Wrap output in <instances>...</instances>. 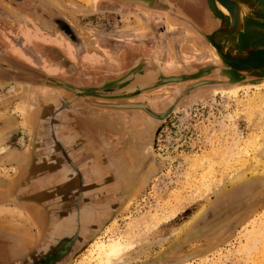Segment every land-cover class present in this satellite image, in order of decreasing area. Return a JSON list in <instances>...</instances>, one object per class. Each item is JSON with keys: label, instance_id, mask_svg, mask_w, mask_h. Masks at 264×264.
Segmentation results:
<instances>
[{"label": "rangeland", "instance_id": "374dc122", "mask_svg": "<svg viewBox=\"0 0 264 264\" xmlns=\"http://www.w3.org/2000/svg\"><path fill=\"white\" fill-rule=\"evenodd\" d=\"M51 1L0 0L3 53H15L18 47V53L24 54L23 46L29 45L40 67L37 71L47 76L59 71L46 69L44 59L54 63L62 54L73 63L74 45L81 46L86 56L98 53L96 58L102 59L98 65L112 49L118 55L134 47L136 60L156 59L158 64L165 54L162 65L169 66V47L164 50L154 38L155 32H163V17L151 12L146 26L142 19L149 12L140 8V0L122 1L124 12L112 6L96 7L97 0ZM171 20L167 17L166 23L174 27L176 22ZM200 42L208 62L213 60L205 42ZM179 46L186 60L205 64L188 54L193 53L190 48L181 42ZM91 72L104 74L98 67ZM181 85L165 84L144 92L142 100L155 107L161 103L168 111L159 119L150 147H145L144 174L105 228L65 264H98L92 256L95 241L136 243L143 234L149 243L133 244L129 261L112 264H144L155 259H184L180 264H264V133L260 123L264 106L249 108L258 94H264V86L225 92L206 84L182 95ZM42 92L45 88H25L19 81L0 82V236L26 242V229L33 237L38 228L30 207L15 194L25 178L22 165L34 140L32 118L40 114L33 95ZM256 137L260 140L253 142ZM22 225L25 232L15 227ZM18 249L12 247L11 252L18 253Z\"/></svg>", "mask_w": 264, "mask_h": 264}, {"label": "flooded vegetation", "instance_id": "af4514ba", "mask_svg": "<svg viewBox=\"0 0 264 264\" xmlns=\"http://www.w3.org/2000/svg\"><path fill=\"white\" fill-rule=\"evenodd\" d=\"M122 1L125 0H97L96 7L112 6L124 12ZM175 7L195 22L202 23L204 0H158L152 7L140 5L149 12L144 16L146 21L142 19L146 24L150 23L151 12L163 17L160 23L163 32H155L154 38L161 41L164 50L169 47L171 60L166 68L162 65L165 54L160 55L158 64L156 59L136 60L134 47L118 55L112 49V55L103 59L100 66L98 61L102 59L96 58L98 53L94 57L86 56L81 46L74 45L73 63L62 54L54 63L44 59L46 69L59 71L50 77L61 84L41 85L32 79V73L39 74L40 67L33 61L29 45L23 46L24 54L18 53V47L13 50L18 55L0 50V82L14 80L23 83L25 88H45L41 95H33V103L40 114L32 118L34 140L22 165L21 173L25 178L15 194L19 202L30 207L38 231L31 234L33 242L0 236V264H65L92 236L105 228L139 183L146 167L142 159L147 152L145 147H150L161 114L167 111L161 103L155 107L141 97L158 86L130 97L110 91L98 96L86 95L84 91L100 87L111 89L112 81L133 71L151 77L180 76L207 64L202 39L194 35L195 29L188 21L173 14ZM167 17L178 21L174 27L169 25V28ZM68 36L76 42L74 34ZM180 42L193 51L188 54L196 56V61H206L205 64L186 60L184 50L178 47ZM95 67L102 69L104 74H92ZM176 84H182L180 92L184 95L193 81ZM85 106H88L87 114L81 112ZM82 117L86 130L80 125ZM15 246L21 248L18 253L11 252Z\"/></svg>", "mask_w": 264, "mask_h": 264}, {"label": "water", "instance_id": "95a60500", "mask_svg": "<svg viewBox=\"0 0 264 264\" xmlns=\"http://www.w3.org/2000/svg\"><path fill=\"white\" fill-rule=\"evenodd\" d=\"M201 22H195L179 7L172 11L188 21L195 36L202 39L213 60L180 76H148L135 71L112 81L111 89H85L86 95L122 93L130 97L144 89L162 84L193 81L191 87L211 84L215 90L251 87L264 82V0H204ZM152 7L158 0H140ZM31 78V77H30ZM33 82L41 85L61 84L46 74L32 73ZM104 97V96H103ZM113 98V97H109ZM108 99V97H107ZM146 109V108H145ZM147 110V109H146ZM168 111L161 114L163 117ZM184 259L152 260L144 264H180Z\"/></svg>", "mask_w": 264, "mask_h": 264}, {"label": "bare ground", "instance_id": "6f19581e", "mask_svg": "<svg viewBox=\"0 0 264 264\" xmlns=\"http://www.w3.org/2000/svg\"><path fill=\"white\" fill-rule=\"evenodd\" d=\"M51 2L53 3H58V0H52ZM173 20V19H172ZM171 20V21H172ZM174 21V20H173ZM145 22V21H144ZM170 22V21H169ZM178 21H176L177 23ZM172 24V23H170ZM145 25H146V22H145ZM147 26V25H146ZM145 26V27H146ZM195 34V33H194ZM208 47V46H207ZM209 51V50H208ZM213 58V57H212ZM264 86V82L262 84H258V85H255V86H251V87H244V88H233V89H229V90H224L225 92L227 91H230V92H237V91H240V90H245V89H260L261 87ZM261 91V90H260ZM259 93V92H258ZM240 105V104H239ZM249 108L250 109H260V107H263L264 106V94H258V97H256L253 101H251L249 103ZM262 123V127H261V130L262 132L264 133V119H263V122H260ZM261 132V133H262ZM262 133V134H263ZM256 135V134H255ZM263 139H264V135L262 136ZM255 138V137H254ZM257 139H254L252 140L253 142L257 140H260V138L258 139V137H256ZM255 142V143H256ZM252 143V142H250ZM137 144V143H135ZM261 144V143H260ZM255 145V144H254ZM253 145V146H254ZM136 146V145H135ZM251 146V144H250ZM264 146V145H263ZM74 147V146H73ZM261 147V146H260ZM263 148V147H262ZM73 149V148H72ZM235 149V148H234ZM260 149V148H259ZM261 150V149H260ZM3 151V150H2ZM236 152V151H235ZM238 154V153H237ZM235 155V154H234ZM240 155V154H239ZM264 155V154H263ZM237 156V155H236ZM235 156V157H236ZM230 157V156H229ZM235 160V158H234ZM242 163V162H241ZM254 163H255V160H254ZM253 168L251 167L250 169V172L252 175L255 174V169L252 170ZM242 170V169H241ZM249 171V170H248ZM239 173V172H238ZM244 174V173H243ZM250 174V173H249ZM246 176V175H245ZM244 178V177H242ZM238 179V178H237ZM241 179V177H240ZM242 180V179H241ZM232 182H235V181H232ZM237 182V181H236ZM148 217V216H147ZM145 218V217H144ZM143 218V222L145 221ZM148 219V218H146ZM140 220V219H138ZM137 220V221H138ZM141 221V220H140ZM147 221V220H146ZM149 221V220H148ZM137 223V222H136ZM148 223V222H146ZM138 224V223H137ZM143 224V223H142ZM150 224V223H149ZM17 225V224H16ZM134 225V224H133ZM141 225V224H140ZM147 225V224H146ZM14 226V225H13ZM21 226V225H20ZM135 226V225H134ZM137 226V225H136ZM136 226L134 228H136ZM149 226V225H148ZM19 231H24V228H23V225H22V228L20 227H17L15 226ZM133 227V226H132ZM9 230V229H8ZM12 230V229H11ZM131 230V229H130ZM27 231V230H26ZM178 231V230H177ZM129 233V232H128ZM177 233V232H176ZM131 234V233H130ZM142 239H140L139 241H136V243H142L144 241H147V237L145 234H143L142 236ZM140 237V238H141ZM139 239V237H138ZM134 242V240H133ZM135 242L134 243H126V244H123V242H120V241H113V242H110V243H104V242H96L95 241V244H93V252H92V256L95 255V261L98 262V264H112V263H119L121 261H124V260H130L131 258V254L129 253V249L131 247H133V244H136ZM147 243H149V241H147ZM90 247V248H92Z\"/></svg>", "mask_w": 264, "mask_h": 264}, {"label": "crops", "instance_id": "0c3cea01", "mask_svg": "<svg viewBox=\"0 0 264 264\" xmlns=\"http://www.w3.org/2000/svg\"><path fill=\"white\" fill-rule=\"evenodd\" d=\"M111 54V53H110ZM112 55V54H111ZM87 107L88 106H85L84 107V109L85 110H83V111H81V112H83V114L85 113V114H87L88 113V110H87ZM80 125H83V127H84V129L86 130L87 129V125H86V122H85V120L83 119V117L82 118H80ZM27 230V229H26ZM26 234H27V236L26 237H28V235L30 236V233L28 232V230H27V232H26ZM29 239H28V242H33L34 241V238L33 237H28ZM19 242H21V241H19ZM19 249L17 250L18 252L21 250V248L19 247V246H17Z\"/></svg>", "mask_w": 264, "mask_h": 264}]
</instances>
